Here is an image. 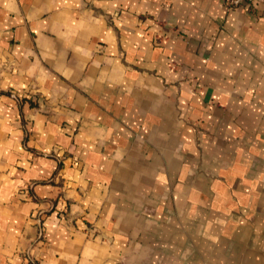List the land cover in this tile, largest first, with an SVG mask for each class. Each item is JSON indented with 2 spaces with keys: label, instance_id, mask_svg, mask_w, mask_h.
Here are the masks:
<instances>
[{
  "label": "crops",
  "instance_id": "crops-1",
  "mask_svg": "<svg viewBox=\"0 0 264 264\" xmlns=\"http://www.w3.org/2000/svg\"><path fill=\"white\" fill-rule=\"evenodd\" d=\"M0 264H264V3L0 0Z\"/></svg>",
  "mask_w": 264,
  "mask_h": 264
},
{
  "label": "built area",
  "instance_id": "built-area-1",
  "mask_svg": "<svg viewBox=\"0 0 264 264\" xmlns=\"http://www.w3.org/2000/svg\"><path fill=\"white\" fill-rule=\"evenodd\" d=\"M226 7L230 9H255L259 4L264 3V0H222Z\"/></svg>",
  "mask_w": 264,
  "mask_h": 264
}]
</instances>
